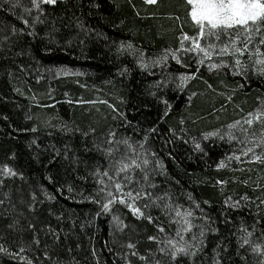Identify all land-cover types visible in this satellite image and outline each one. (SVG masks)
Wrapping results in <instances>:
<instances>
[{
	"label": "trees",
	"instance_id": "obj_1",
	"mask_svg": "<svg viewBox=\"0 0 264 264\" xmlns=\"http://www.w3.org/2000/svg\"><path fill=\"white\" fill-rule=\"evenodd\" d=\"M20 3L28 5L29 0ZM45 7L49 23L37 25V37L12 35V26L23 28L17 19L23 9H12L8 0H0V42L4 36L10 37L0 43L4 49L0 52V164L8 163L24 177L6 180L0 187V199L9 194L0 205V231L7 234L6 226L13 219L19 220L21 229L7 235L8 241L13 236L18 242L30 241L33 230L28 225L32 223L41 241L28 253L34 264H51L44 260L45 251L63 264H125L127 249L114 239L138 242L137 250L146 256L156 252V244L147 239L158 234L152 224L117 206L130 227L123 235H114L111 217L97 216L99 207L83 199L95 191L91 167L103 160L93 145L112 130L117 139L128 137L132 142L147 136L145 147L149 149V171L155 169L156 191H169L185 207L191 206V194L210 226L218 229L208 235L207 246L195 264H211L217 244L221 264H258L260 257L250 249H240L237 254L233 233L241 222L249 230L255 225L254 241L259 242L264 233V204L260 203L264 199V165L245 159L229 161L226 158L238 145L203 141L202 134L221 129L255 108L258 98H264V78L250 75L245 80L202 69L203 79L190 80L184 90L175 84L157 88L153 86L157 80L174 78L185 70L170 62L166 68L152 69L155 75H149L133 56L118 52L121 44L131 43L146 57H155L167 47H176L181 23L184 31L192 32L184 0H158L157 5H145L143 0H58L56 6ZM175 16L180 20L171 18ZM53 23L57 31L46 35ZM61 68L80 75L56 76ZM124 69L127 72L121 75ZM194 139L203 152L195 150ZM221 160L226 167L217 169ZM157 161L162 168H156ZM218 180L227 183L221 185ZM42 189L55 199H45ZM33 192L43 203H35L34 211H29ZM245 195L248 201L241 200ZM228 197L240 200L241 207L226 208ZM149 211L167 229L159 210ZM49 228L58 233L59 241H54ZM130 259L133 264H143L136 257ZM149 259H159L161 264H191L183 257L171 262L158 252ZM0 264L17 261L0 254Z\"/></svg>",
	"mask_w": 264,
	"mask_h": 264
},
{
	"label": "snow or ice",
	"instance_id": "obj_2",
	"mask_svg": "<svg viewBox=\"0 0 264 264\" xmlns=\"http://www.w3.org/2000/svg\"><path fill=\"white\" fill-rule=\"evenodd\" d=\"M57 3L58 0H29L28 5H22L20 0H8L10 8L23 9V13L17 16V19L23 24V28L18 29L12 26V35L37 37L39 35L37 25L49 23L45 6H56ZM143 3L157 5L158 0H143ZM184 5L192 32L184 31V25L181 23L176 47H167L155 57H146L143 51L138 52L131 43L126 46L121 44L118 52H126L133 56L138 67L149 75H155L152 69L166 68L170 62H175L185 70L179 72L174 78L170 75L167 80H157L153 85L157 88L162 85L167 87L169 84H175L177 89L184 90L190 80L198 77L203 79L200 76L202 69L215 74L230 73L234 77L239 76L245 80L250 75L264 78V0H184ZM171 18L180 20L179 16ZM78 27L83 29L84 26L80 24ZM56 31L53 23L51 32L46 35L51 36V33ZM9 39V36H4L0 43L8 42ZM3 50L0 47V52ZM21 54L17 53V55ZM124 72H127V69H124L121 75ZM70 74L80 75V73H71L69 69L65 68L58 69L56 72V76ZM9 75L11 74L9 73ZM40 79L41 77L38 76L37 82ZM204 82L207 84L206 80ZM212 87L211 84H208V88ZM227 99L230 101L232 97L228 96ZM69 102L71 103V101ZM165 104L167 105V101ZM241 111L243 110L241 109ZM165 114L167 115V111ZM66 130L72 131L67 128ZM147 139V136L143 141L137 142H132L128 137L117 139L116 133L109 130L103 140L93 145L96 152L103 158L102 161L97 160L89 171V175L92 176L96 185L95 191L87 197H83L82 193L80 195L83 199L99 207V211L96 212L97 216L104 214L111 217L114 235L115 233L123 235L125 230L130 227L119 214L117 206H120L135 219L146 220L156 228L158 234L149 235L147 239L156 244V252L161 256L169 257L171 262H176L178 257H183L187 258L191 264H195L196 257L207 246L208 235L217 233L218 229L210 226L209 218L203 214L200 203L194 200L191 194L188 195L191 206L185 207L176 202L169 191H163L162 194L156 191L158 186L153 182L155 169L149 171L151 161L148 159L149 149L145 147ZM202 140H219L238 145L239 147L232 152V155L226 158L229 161L240 162L242 158H247L249 163L264 165V98H258L257 106L244 113L239 119L221 129L203 133ZM194 148L200 152L204 151L201 143L195 139ZM151 155L155 156V153H151ZM65 158H67V153H65ZM216 167L217 169L224 168L226 164L221 160ZM156 168H162L159 161L156 162ZM17 177L24 178L8 163L0 164V187L4 186L6 180ZM48 179L51 182V178ZM217 183L223 185L227 181L218 180ZM243 183L247 184L248 181L245 180ZM256 187H260V185L257 184ZM72 191L73 188L69 185L68 192ZM41 194L49 201L55 199L46 190L42 189ZM30 195L31 202L28 204V208L29 211H34L35 203H43V201H38L35 192ZM4 196L5 199H8L9 194L5 193ZM5 199H0V205L5 204ZM241 200L248 201L249 197L245 195ZM21 202L23 203V201ZM260 203L264 204V199H261ZM225 207L239 209L241 201L228 197L225 200ZM152 208L158 209L165 218L167 229L159 217H154L151 214L149 210ZM194 209L199 210L201 214L197 215ZM57 219L59 220L60 217L57 216ZM18 225L19 220L13 219L6 226L7 234L0 231V254L16 260L17 264H34L33 257H30L28 253L33 251V245L38 247L41 241L36 235L35 226L32 223L28 225L29 229L33 230L30 241L25 242L21 239L18 242L14 236L11 242L7 239V235L21 231ZM134 230L133 228L132 231ZM254 232L255 225L249 230V227L241 222L236 233H233L236 235L237 254L240 249H250L252 254L260 257L258 264H264V233L257 242L252 239ZM49 233L54 241H59V235L54 229L49 228ZM113 242L119 243L121 248L127 249L124 253L125 264H133L130 257L138 258L143 264H161L159 259H149V256L155 257L156 252H150L148 256L140 254L137 250L138 242L134 243L131 239L126 242L114 239ZM12 245L16 246L15 249ZM213 253L211 264H221L219 244L213 248ZM241 259L246 260V257L241 256ZM44 260L51 261V264H63L62 261L52 260L47 251L44 252ZM70 264H74V262H70Z\"/></svg>",
	"mask_w": 264,
	"mask_h": 264
},
{
	"label": "rangeland",
	"instance_id": "obj_3",
	"mask_svg": "<svg viewBox=\"0 0 264 264\" xmlns=\"http://www.w3.org/2000/svg\"><path fill=\"white\" fill-rule=\"evenodd\" d=\"M238 147H239V146H238ZM242 159H245V160L248 162L247 158H242Z\"/></svg>",
	"mask_w": 264,
	"mask_h": 264
}]
</instances>
